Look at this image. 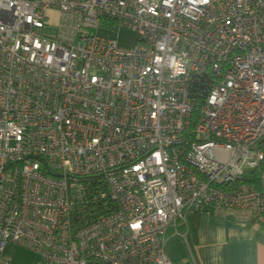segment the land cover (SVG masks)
<instances>
[{"label": "built area", "instance_id": "obj_1", "mask_svg": "<svg viewBox=\"0 0 264 264\" xmlns=\"http://www.w3.org/2000/svg\"><path fill=\"white\" fill-rule=\"evenodd\" d=\"M263 139L264 0H0V264H173L189 213L264 225Z\"/></svg>", "mask_w": 264, "mask_h": 264}, {"label": "crops", "instance_id": "obj_2", "mask_svg": "<svg viewBox=\"0 0 264 264\" xmlns=\"http://www.w3.org/2000/svg\"><path fill=\"white\" fill-rule=\"evenodd\" d=\"M178 236L187 251L189 264H264V225L258 223L202 215L191 246L186 239L187 232L185 239ZM167 253L169 256V240Z\"/></svg>", "mask_w": 264, "mask_h": 264}, {"label": "rangeland", "instance_id": "obj_3", "mask_svg": "<svg viewBox=\"0 0 264 264\" xmlns=\"http://www.w3.org/2000/svg\"><path fill=\"white\" fill-rule=\"evenodd\" d=\"M50 14V23L53 24L55 19L54 13ZM44 32L52 34V27L48 26L44 28ZM97 34L106 37H117L118 42L122 45L130 46L135 41V33L128 29H122L118 33L104 30L100 28L97 30ZM180 237L178 235L169 238V257L172 259L174 264H189L187 257V251L183 245L179 242ZM3 255L10 258L12 264H39V256L27 250L21 246H8L4 249Z\"/></svg>", "mask_w": 264, "mask_h": 264}, {"label": "trees", "instance_id": "obj_4", "mask_svg": "<svg viewBox=\"0 0 264 264\" xmlns=\"http://www.w3.org/2000/svg\"><path fill=\"white\" fill-rule=\"evenodd\" d=\"M209 85V78L206 75L195 78L193 81V85L191 87V94L196 97L197 102H201L204 93L207 92ZM261 146L264 148V139L259 142ZM202 214L198 212H192L187 214V236L186 239L188 241L189 246H191V242L193 237H195L196 232L201 224Z\"/></svg>", "mask_w": 264, "mask_h": 264}]
</instances>
